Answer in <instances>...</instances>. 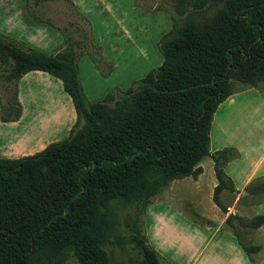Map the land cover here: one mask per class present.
<instances>
[{
  "label": "trees",
  "instance_id": "16d2710c",
  "mask_svg": "<svg viewBox=\"0 0 264 264\" xmlns=\"http://www.w3.org/2000/svg\"><path fill=\"white\" fill-rule=\"evenodd\" d=\"M25 1L28 15L56 26L63 44L44 54L0 34L8 93L0 95V120H19L18 83L33 71L61 80L77 119L65 140L34 155L0 159V264H65L71 256L77 264H110L104 246L115 205L134 206L138 218L172 182L197 179L205 157L212 158L218 181L212 201L227 214L220 196L235 190L224 168L238 153L224 148L211 155L210 130L232 82L264 91V0H172L171 11L154 8L171 14V29L158 43L162 64L96 103L87 101L78 72L84 54L105 68L88 21L69 0ZM49 1L66 6L67 26L43 11ZM247 196L263 199L264 184ZM261 226L263 215L225 220L251 262L259 247L250 238ZM132 229L136 256L129 264H160L136 219Z\"/></svg>",
  "mask_w": 264,
  "mask_h": 264
},
{
  "label": "crops",
  "instance_id": "0c3cea01",
  "mask_svg": "<svg viewBox=\"0 0 264 264\" xmlns=\"http://www.w3.org/2000/svg\"><path fill=\"white\" fill-rule=\"evenodd\" d=\"M69 1L91 25L93 45L105 63V68L99 70L86 54L79 60V80L87 101L99 102L114 88L126 90L134 81L145 77L149 70L139 77L136 66L122 67L123 61L132 60L133 47L136 50L128 29L131 25L125 27L123 22L133 14L151 17L156 30L163 31L155 37L156 44L170 30L169 14L140 6L137 0ZM53 3L46 2L43 11L47 13ZM0 34L44 54H54L63 44V35L56 26L36 22L28 15L25 0H0ZM122 37L125 38L123 52L115 40ZM143 56L150 68L162 64L163 57L156 48L144 52ZM18 100L22 110L19 120L8 123L0 120V159L34 155L69 136L77 116L61 80L45 72H29L18 83ZM209 148L211 155L224 148H233L238 153L224 168L235 190L221 193L220 201L227 214L214 204L217 219L181 218V233L169 226L172 222L159 218L152 240L161 249L177 246L175 254L185 256L184 264H264V226L250 238L252 245L259 247L252 262L235 236L225 228L230 214L248 219L264 216V198L252 201L247 196L248 189L264 184V91L232 82L228 98L214 114ZM213 165L212 158L205 157L199 163L203 172L197 179L187 177L172 183L181 182L183 195L187 191L182 190L183 186L188 185L193 193L209 188L213 196L218 185ZM175 258L174 255L166 257V264H178Z\"/></svg>",
  "mask_w": 264,
  "mask_h": 264
},
{
  "label": "rangeland",
  "instance_id": "374dc122",
  "mask_svg": "<svg viewBox=\"0 0 264 264\" xmlns=\"http://www.w3.org/2000/svg\"><path fill=\"white\" fill-rule=\"evenodd\" d=\"M140 6L147 7L149 9H167L172 10L171 2L172 0H137ZM66 6L59 2H54L51 7H49V11H47L48 16L53 17L54 21L57 25L65 27L68 25V18L65 15ZM167 10H160L169 14V20L171 19V14ZM159 11V10H155ZM131 21L128 23V21ZM73 21L77 22L78 25H82L84 29H86L85 24H81L80 20L77 18H73ZM89 23V22H88ZM123 26L128 27L130 30L131 40L135 42L134 47L132 49V60L131 58L127 59V61H123L122 67L128 66H136L138 72V76H142L144 71H148L147 74L156 69L159 66H154L150 68V66L146 65L144 62V52H150L153 48H156V51L159 53L158 43L155 44V37L162 31L156 30L155 23L152 22L151 17H144L140 14L128 16L125 22H123ZM90 25V24H89ZM171 20L169 29H171ZM136 27V29H135ZM91 29V39H92V27ZM70 30H73L71 28ZM165 31V30H164ZM168 30L166 33H168ZM163 33V31H162ZM164 33L163 35H165ZM162 38V37H161ZM160 38V39H161ZM117 40V45L121 49V52L125 49V38L122 37ZM93 43V42H92ZM133 45V46H134ZM143 51V52H142ZM161 54V53H160ZM85 55V54H84ZM90 59L91 57L86 54ZM83 56V55H82ZM81 56V57H82ZM80 57V59H81ZM79 59V60H80ZM128 63V64H127ZM149 67V68H148ZM135 70V68H134ZM4 67L0 65V95L5 99L8 95L6 91V87L1 82V75L4 74ZM105 71H103V75L105 76ZM146 74V75H147ZM145 75V74H144ZM145 75V76H146ZM142 78L134 81L137 82ZM133 82V83H134ZM132 83V84H133ZM131 84V85H132ZM130 85V86H131ZM129 88V87H128ZM115 89V88H114ZM104 99V98H103ZM102 99V100H103ZM63 141V140H62ZM181 182L171 183L166 189H164L161 193L155 196L152 199L151 204L146 208L143 215L136 217V211L134 206H123L121 204H116L114 208V212L111 219V232L110 241L105 244L104 250L106 251L109 263L110 264H129V259L134 258L136 256V251L133 242L131 241V236L134 234L132 229L133 220H137L138 222V230L141 231L143 235H145L149 245L155 249L158 254L159 251L162 255L160 258V264H166V257L174 255L176 258V262L178 264H184L185 256H177L175 251L177 246L173 248H165L161 249L155 241L152 240L153 234L157 226H159V218H163L166 222H172L173 224L169 225L171 228L175 230V232L181 233V218L183 219H191L193 221H199L204 216L212 219L218 218V210L216 209L214 203L212 202V192H210L207 188L200 190L197 193L191 192V188L188 185L183 186V189L187 191L185 195L181 193ZM210 192V193H209ZM197 206V208L194 207ZM217 210V211H216ZM159 222V223H158ZM159 249V251H158ZM65 264H77L74 257H70Z\"/></svg>",
  "mask_w": 264,
  "mask_h": 264
}]
</instances>
